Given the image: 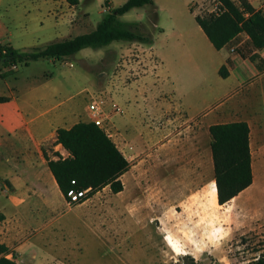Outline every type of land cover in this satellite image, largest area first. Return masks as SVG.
<instances>
[{"label": "crops", "instance_id": "0c3cea01", "mask_svg": "<svg viewBox=\"0 0 264 264\" xmlns=\"http://www.w3.org/2000/svg\"><path fill=\"white\" fill-rule=\"evenodd\" d=\"M18 1L17 13L33 25L43 24L51 0ZM54 3L65 7L66 13H58L74 25L78 7L70 6L64 0ZM191 3L192 0L187 5L192 20L184 18V10L179 11L167 0H154L151 4L154 14L159 9L170 15L171 23L166 29L162 30L156 21L153 23L162 34V45L168 48L160 51L157 39L149 34L153 43L144 50L145 62L139 67L143 75L131 86L124 85V78L117 83L118 90L114 94L117 101L130 107L133 95L138 93L145 108L151 112L147 116H151L149 121L130 113L123 125V133L140 140L141 146L144 142L151 150L162 141L167 125L176 128L181 123H191L189 127L201 137L210 135V128L214 125L246 122L250 129L252 185L224 205L218 201L212 204L207 197V186L215 183L210 170L202 185L188 192L179 206L185 207L186 212L191 202L204 201L214 224L218 219L217 206L234 207L236 212H225L230 223L225 228L235 234L257 232L264 238V49L258 52V64L237 53L231 54L228 49L218 51L197 23V13L192 10ZM84 16L87 19L88 16ZM156 19L160 20L159 14ZM187 21L189 35L193 32L203 42L205 50L199 49L186 61L180 39L185 37L182 26ZM16 32L0 21V46L25 51L51 43H42L41 37H34L29 30ZM229 59L231 64H228ZM223 66L227 68L226 77L220 74ZM7 68L0 67V79L7 74ZM53 79V76H29L24 87L0 80V258L18 264H79L71 257L73 253L65 238L72 228V220L63 217L75 208L85 207L90 199L69 206L48 166L47 157H68L69 153L57 142V130L69 129L79 122H90L91 115L88 106L83 111L73 106L55 112L61 103L55 101L59 88ZM222 98L227 100L214 109H207ZM112 140L124 155L117 141ZM151 152H154L153 148ZM197 152H201L200 148ZM208 156L213 166L212 152ZM194 162L203 176L201 155ZM154 169H149L147 175L153 174ZM181 169L186 172V167Z\"/></svg>", "mask_w": 264, "mask_h": 264}, {"label": "rangeland", "instance_id": "374dc122", "mask_svg": "<svg viewBox=\"0 0 264 264\" xmlns=\"http://www.w3.org/2000/svg\"><path fill=\"white\" fill-rule=\"evenodd\" d=\"M189 1L167 0L179 11L184 10V18L192 20L188 12ZM49 2L43 24L33 25L15 11L18 0H0V21L13 32L29 30L34 37H41L42 43H49L93 31L105 16L104 10L109 3L115 9L124 5L126 0H80L74 25L58 13H66L65 7L61 8L52 0ZM248 2L258 11L263 8L264 0ZM191 5L192 10L203 17L210 15L214 7L210 0H192ZM158 14L160 20L156 19ZM84 15L88 16L87 19ZM120 19L125 23L139 24L143 33L155 36L160 51L167 50L168 46L162 45L161 32L154 28L153 23L156 21L162 30L169 27L171 18L168 12L156 9L154 14L152 6L146 5L129 11ZM183 23L185 37L180 39V43L183 58L187 61L194 52L205 50V46L193 32L189 35V21ZM247 42V35L241 34L238 43L232 47L238 49L245 44L248 47ZM148 47L139 42L115 41L99 49L85 48L56 62L43 59L30 67L19 64L16 70H7L0 79L7 80L12 86L24 87L29 76H53V82L59 88L55 101L61 103L55 112L73 106L83 111L92 99L105 92L124 110L123 114L111 115L108 120L111 138L117 141L130 162L129 170L121 176L124 190L115 194L110 187H105L94 195L89 194L90 201L85 207L75 208L64 215V219L72 220V228L65 234L66 244L73 253L71 257L79 264H187L188 257L196 264L251 262L264 255V238L257 232L235 234L225 228L230 224L225 212H236L234 207L217 206L218 219L214 224L204 201L191 202L186 212L185 207L179 206L188 192L202 185L210 170L214 177V164L211 165L208 156L212 152L211 136L197 137L188 122L186 125L181 123L177 129L167 125V133L151 152L152 148L149 150L144 142L141 146L140 140L123 133V125L130 113H136L147 121L151 117H147L151 112L145 108L138 93L133 95L130 107L114 98L117 83L123 78L127 87L143 75L139 67L144 65V50ZM133 65L138 67L134 69ZM226 100L222 98L207 109H214ZM142 125L145 126L144 121ZM126 143L134 150L128 151ZM197 148H200V153ZM200 155L203 176L194 162ZM152 167L155 168L154 173L148 176L147 172ZM182 167H186V172ZM34 234L38 232L34 231Z\"/></svg>", "mask_w": 264, "mask_h": 264}, {"label": "trees", "instance_id": "16d2710c", "mask_svg": "<svg viewBox=\"0 0 264 264\" xmlns=\"http://www.w3.org/2000/svg\"><path fill=\"white\" fill-rule=\"evenodd\" d=\"M64 1L73 7L80 4V0ZM219 1L225 8L223 13L204 17L197 15V23L218 51L230 50L238 43L241 34L247 35L248 47L245 44L238 48L236 53L257 63L260 59L258 52L264 49V12L256 10L248 0ZM153 2L154 0H126L121 7L106 13L93 31L51 42L43 48L23 51L10 46H0V67L29 65L43 59L60 61L85 48L99 49L115 41L150 45L153 43L152 37L143 33L139 24L125 23L120 17ZM228 64H231L230 59ZM220 74L227 76L226 66L220 69ZM249 135L250 129L246 122L218 124L210 128L214 180L220 205L228 203L253 183ZM57 142L69 156H58L57 159L47 157V160L65 197L71 189L91 188L90 195L105 187H110L115 194L124 190L121 176L129 170L130 162L113 140L93 122H79L69 129H58ZM72 181H75V184H72ZM0 264L18 263L0 258ZM187 264L196 263L188 257ZM246 264H264V255Z\"/></svg>", "mask_w": 264, "mask_h": 264}, {"label": "built area", "instance_id": "2783aa9c", "mask_svg": "<svg viewBox=\"0 0 264 264\" xmlns=\"http://www.w3.org/2000/svg\"><path fill=\"white\" fill-rule=\"evenodd\" d=\"M210 1L214 5L212 10H210L211 14L219 15L223 13L225 8L221 1L219 0H210ZM110 10H111V7L110 5H108L106 10H104V12L108 13ZM259 11L264 12V4H263V8ZM236 51L237 49L235 47H232L230 49L231 54H235ZM16 68L17 66L14 65V66L8 67L7 70H16ZM88 111L91 115V122H93L100 129H102L109 138L112 137V134L110 132V127H109L110 125L108 123V120L110 119L111 115L124 113V110L118 105L117 102H115V100L110 98L106 92L105 94L102 93L99 96L95 97V99L91 100V102L88 105ZM126 147L128 148V151L134 150L133 146L128 145L127 143H126ZM72 184H75V181H72ZM90 193H91V188L83 189V190L71 189L67 192V195L65 198L69 206H74V205L87 201L89 199Z\"/></svg>", "mask_w": 264, "mask_h": 264}, {"label": "bare ground", "instance_id": "6f19581e", "mask_svg": "<svg viewBox=\"0 0 264 264\" xmlns=\"http://www.w3.org/2000/svg\"><path fill=\"white\" fill-rule=\"evenodd\" d=\"M208 196L210 199V202L212 204H216L217 203V189H216V183L212 182L211 186L208 187ZM213 207V206H212ZM174 250H177L176 248Z\"/></svg>", "mask_w": 264, "mask_h": 264}]
</instances>
